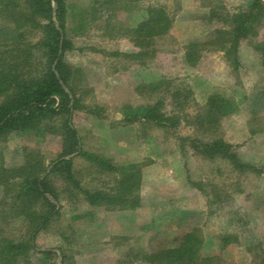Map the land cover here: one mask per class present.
Wrapping results in <instances>:
<instances>
[{
	"label": "rangeland",
	"instance_id": "1",
	"mask_svg": "<svg viewBox=\"0 0 264 264\" xmlns=\"http://www.w3.org/2000/svg\"><path fill=\"white\" fill-rule=\"evenodd\" d=\"M220 1L226 9L252 2ZM66 2L67 34L75 49L68 51L65 59L79 69L75 82L82 105L102 108L98 115L76 111L74 124L87 150L110 157L117 164L142 163L141 200L131 210L91 206L77 189L64 190V182L53 176L60 215L38 233L37 246L63 248L67 256L64 264H117L128 251L164 247L185 231L197 228L203 237L202 254L219 257L216 264H253L254 252L264 255V172H241L222 158L194 154L188 142L183 148L180 145L182 137H222L236 146L241 160L264 171V132H251L255 118L264 119V105L258 104L264 91L260 57L246 41L239 48L237 72L223 51L201 50L196 61L185 56L186 44L206 40L216 26L206 20L210 0H136L117 12L115 22L103 18V11L92 10L93 0ZM155 4H165L174 19L172 26L166 35L154 37L149 45L139 48L133 40L135 34L125 28L145 19L148 7ZM10 28L0 11V43L7 41ZM116 50L144 54L140 59L109 54ZM176 90L177 98L189 97L184 98L183 108L177 109L176 126L124 119L126 105L137 107L158 97H164L166 108L171 109L174 99L170 93ZM213 93L228 98L234 110L221 118L215 130H200L191 116L206 108V100ZM26 146L39 149L49 162L60 152L61 140L52 134L40 138L14 131L0 143L6 164L23 162ZM75 169L85 187H98L111 180L80 158ZM21 226L22 221L16 219L9 232L17 235ZM223 235L238 240L222 248ZM29 264H61V257L33 253Z\"/></svg>",
	"mask_w": 264,
	"mask_h": 264
},
{
	"label": "trees",
	"instance_id": "2",
	"mask_svg": "<svg viewBox=\"0 0 264 264\" xmlns=\"http://www.w3.org/2000/svg\"><path fill=\"white\" fill-rule=\"evenodd\" d=\"M135 1L93 0L91 9L103 11V18L115 22L117 12L132 6ZM209 4L206 20L216 26L206 40L186 44L185 56L196 61L201 50L223 51L237 72L239 48L242 41H246L264 67V38H261L264 37V0H252L246 7L233 9H226L220 0H210ZM0 11L11 25L7 41L0 43V143L14 131L34 133L40 138L52 134L61 140L60 152L49 162L39 149L26 146L23 162L9 166L0 152V264H29L33 253H42L48 258L60 256L61 264H64L67 256L63 248L40 249L36 243L38 233L47 229L60 215L59 192L53 176L64 182V190L72 192L77 189L91 206L131 210L139 206L141 200L142 163L117 164L110 157L84 147L73 121L75 112L87 110L98 115L102 108L100 105H82L75 82V72L79 69L65 59L66 53L75 49L67 34L66 0H0ZM173 20L165 4H155L148 7L145 19L125 29L135 34L134 42L143 48L150 44V39L166 35ZM109 54L140 59L144 53L116 50ZM170 94L174 99L170 101L171 109L166 108L164 97H158L145 105H126L124 119H144L160 127L176 126L179 124L177 109H182L183 102L189 97L177 98L179 90ZM261 95L258 104L264 105V91ZM206 101V108L191 118L198 129L215 130L221 124V118L234 110L233 104L220 93L210 94ZM255 119L257 122L251 132L263 133L264 119ZM181 141L180 148L188 142L194 154L207 159L222 158L235 170L255 174L264 172L262 168L241 160L236 146L222 137L201 139L188 136L182 137ZM77 158L109 175L111 180L98 187L83 186L75 169ZM16 219L22 221L21 229L23 227L17 235L9 232V225ZM237 240L233 235H223L220 237L221 247ZM202 245L201 233L193 228L167 246L135 253L128 251L117 264H216L220 258L203 255ZM252 262L264 264L262 252H254Z\"/></svg>",
	"mask_w": 264,
	"mask_h": 264
}]
</instances>
